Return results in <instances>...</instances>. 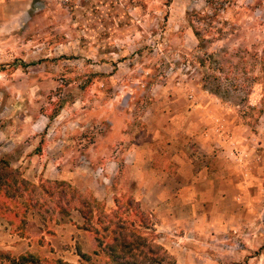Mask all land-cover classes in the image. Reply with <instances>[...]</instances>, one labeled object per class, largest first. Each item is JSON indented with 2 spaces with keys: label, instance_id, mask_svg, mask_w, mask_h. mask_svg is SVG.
<instances>
[{
  "label": "rangeland",
  "instance_id": "rangeland-1",
  "mask_svg": "<svg viewBox=\"0 0 264 264\" xmlns=\"http://www.w3.org/2000/svg\"><path fill=\"white\" fill-rule=\"evenodd\" d=\"M12 20L19 26L0 34V159L39 184L49 180L38 172L44 137L80 152L46 154L45 164L83 166L103 157L81 150L98 136L139 127L171 101L183 110L215 101L244 131L245 172L262 166L263 181L248 183L241 218L222 240L233 248L210 254L219 264H264V0H31ZM8 130L23 135L13 153ZM23 155L26 171L14 164ZM38 213L51 225L61 212L34 207L27 222ZM146 237L157 243L154 232ZM99 254L91 262L102 263Z\"/></svg>",
  "mask_w": 264,
  "mask_h": 264
},
{
  "label": "crops",
  "instance_id": "crops-1",
  "mask_svg": "<svg viewBox=\"0 0 264 264\" xmlns=\"http://www.w3.org/2000/svg\"><path fill=\"white\" fill-rule=\"evenodd\" d=\"M30 1L0 0V34L19 26L20 21L11 19L26 13ZM214 102L193 104L190 110H183L177 101H171L160 114L141 118L139 127L125 124L114 135L98 136L81 150L83 154L103 157L85 161L83 166L68 159L45 164L46 154L57 152L70 158L80 152L73 146L56 147L63 141L44 137L38 172L44 179L66 181L79 192L91 195L106 213L116 209V200L131 198L149 216L157 243L175 264H219L210 253L233 248L230 241L222 240L232 235L231 221L241 218L248 183L263 181V167L245 172L244 131L235 120L228 121ZM35 126L43 129L46 123ZM21 136L11 135L8 130L2 139L13 153L22 142ZM40 140L37 138L35 143ZM23 156L14 164L26 171L29 161L24 160L27 155ZM238 213L240 218L236 217ZM37 216L40 219L28 220L23 237L0 218L1 255L17 259L31 254L67 264H87L81 255H101L95 235L83 228L84 218L79 212L57 214L59 222L51 225L46 214ZM103 258L101 264L107 261ZM5 263L0 258V264Z\"/></svg>",
  "mask_w": 264,
  "mask_h": 264
},
{
  "label": "trees",
  "instance_id": "trees-1",
  "mask_svg": "<svg viewBox=\"0 0 264 264\" xmlns=\"http://www.w3.org/2000/svg\"><path fill=\"white\" fill-rule=\"evenodd\" d=\"M193 33L200 41L198 30L193 29ZM115 204L116 209L106 213L101 203L69 183L50 180L30 183L0 159V218L14 228L15 234L21 237L25 235L28 211L34 207L42 209L54 206L63 214L74 210L82 215L83 228L93 232L98 247L107 258L104 264H175L155 239L146 237L153 232L152 223L135 201L128 198L122 202L116 200ZM93 220L96 226L92 225ZM3 259L8 264H67L60 260H41L31 254L17 259L3 255ZM81 259L87 264H101L91 262L90 257L85 255H81Z\"/></svg>",
  "mask_w": 264,
  "mask_h": 264
}]
</instances>
